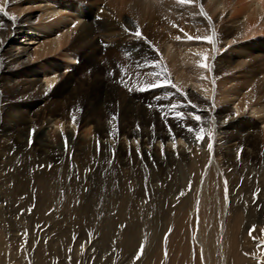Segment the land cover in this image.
Wrapping results in <instances>:
<instances>
[{
    "label": "bare ground",
    "instance_id": "bare-ground-1",
    "mask_svg": "<svg viewBox=\"0 0 264 264\" xmlns=\"http://www.w3.org/2000/svg\"><path fill=\"white\" fill-rule=\"evenodd\" d=\"M239 1L0 0L7 12L0 13V166L10 151L7 144L16 140L36 184L51 187L58 180L66 202L72 199L76 206L68 211L79 222L87 218L78 204L88 178L96 214L133 213L140 202L154 200L160 219L152 230L160 226L163 241L153 264H264V131L248 117L257 115L264 124V50L244 55L245 48L233 46L263 33L264 0H251L242 20L236 18ZM30 4L42 13L38 23L25 15ZM74 22L80 25L69 45V30L54 38ZM137 28L142 37L135 36ZM23 37L26 45H38L31 55ZM205 37H213V43ZM62 45L67 58L82 61L73 75L56 77L60 64L50 67L51 74L32 65L57 54ZM204 57L207 68L200 67ZM42 74L47 85L56 78L60 84L48 88ZM164 75L175 88L140 90ZM177 112L184 118H172ZM48 126L64 131L70 142L76 131L86 129L91 136L93 128L94 140L87 141L96 146V156L78 148L74 159L83 170L96 158L95 173L81 174L71 188L66 181L72 162L46 173L55 158H72L73 143L46 139ZM201 129L204 146L196 139ZM26 147L31 155L24 156ZM119 200L127 208L118 206ZM191 214H196L194 224ZM137 236L134 231L130 245ZM7 237L0 226V264H8Z\"/></svg>",
    "mask_w": 264,
    "mask_h": 264
},
{
    "label": "rangeland",
    "instance_id": "rangeland-1",
    "mask_svg": "<svg viewBox=\"0 0 264 264\" xmlns=\"http://www.w3.org/2000/svg\"><path fill=\"white\" fill-rule=\"evenodd\" d=\"M250 2L251 0H240L238 2L237 8L240 10V13L236 17L238 20L243 19V8ZM234 3L235 0L233 4ZM27 6L29 8L31 7L30 10ZM27 6V10L29 11H26V14H24L33 15L32 18L34 23H38L37 21L41 18L42 14L39 7L31 4ZM203 8V5L200 3L199 10L203 16L208 17ZM228 13L229 12H225L224 17H226ZM46 17L47 15L42 18L44 19ZM227 18L230 17L228 16ZM77 23L79 22H74L66 28V30L64 29L62 32L57 33L54 38L60 39L61 35L69 30V45L72 31L80 25ZM262 31L263 33L259 32L248 38L239 40L234 43L233 46L245 48L243 52L244 55H249L250 52L260 54V51L264 50V30ZM20 40H22V46L30 47V55L35 48L38 47L37 44L26 45L27 41H25L24 37L20 38ZM105 48L106 45L102 44V49L104 50ZM63 49L64 47L62 45V48L60 47L57 54L55 53V55L47 56L40 61L33 60L32 65L39 67L42 73L44 67L46 72L51 74L54 71L50 67L60 64L62 68L61 71L57 73L56 77L59 76V73H64L66 76L73 75L75 70L82 65V61L79 58L74 60L67 58L65 53L61 51ZM235 52L242 54L240 50H235ZM102 55L104 56L105 53L103 52ZM252 59L251 57L248 58L247 62H252ZM56 79L57 82H55L53 86L47 85L44 75L42 74V84L48 86V88L54 89L60 84L59 79ZM171 79L174 80V76ZM194 92L200 95L198 90L195 89ZM208 99L211 102L213 101L212 97ZM232 108L235 109V106L232 105ZM248 117H252V119L256 120L260 129L264 131V124L258 119L257 115L248 114ZM50 126H48L44 137L58 144L59 138L61 140V137L65 136L64 131H52ZM84 130L81 128V130L76 131L75 137L71 138V142L73 140V143L70 142V138H65L67 143H71L69 150H71L70 155H72V158H67L64 161H57L55 158L52 163L48 164L49 166L45 170L47 171L46 173H50L54 168L58 167L62 169L63 166L69 164V161L72 162L70 165V175L67 179L68 181H66L67 185H72L75 178L77 179L78 176H82L81 174H88L87 176H91L95 173L96 158L90 159L87 164V169L85 168L83 170L78 169L81 165L74 159L78 150L87 151L89 149L92 151V155L96 156V146L93 145V143L89 145L87 141L88 139L91 141L94 140L95 130L93 128L91 129V136L87 135ZM212 132H215V129H213ZM218 133L219 132H217V135H219ZM28 138L30 140L31 137L28 136ZM221 138H223V135H221ZM65 139L63 137V140ZM120 141L125 142L123 137H121ZM16 142V140H12L7 144V148L10 151L4 159L5 164L0 166V169H2V177L0 176V208H2L0 211V214H2L0 217V226L7 233V238L10 243L9 253L5 257L8 264H13V262L16 263L15 259L22 264H41L44 262V264H146L149 260H151L150 264H153L163 241V234H160L161 227L159 226V229L155 232L152 230L153 227L155 229L158 228V221L160 219V214H155V212H153L151 204L154 203V200L151 201L150 198H147L148 202L146 200L140 202L137 205L138 210L136 209L133 213H120L119 210L115 209L110 214H96L95 208H92L94 204L90 201L91 185L88 178L85 182L84 197L78 204V209H80L79 213L87 218L79 222L76 216L72 215L73 212L68 211L74 209L76 206L74 207L72 199L68 200L69 203L66 202L64 199L65 190L59 188L58 180H56L51 187L48 185L45 187L43 182L36 184V179L32 177V171L30 172V169L28 170L25 165L26 160L23 154H18L21 152L19 148L20 143ZM59 142H61L62 145L64 144L63 141ZM78 143H82L84 146L79 145L80 147H78ZM199 143H202L201 146H204L203 142ZM30 151L31 150L26 147L23 150L24 156L31 155ZM97 152L99 153L101 150ZM29 162H32V160L29 159ZM77 166L79 167L76 168ZM217 180L221 181L220 178H217ZM259 180L260 177L257 181ZM66 184L65 186H67ZM70 185L67 187L71 188ZM45 189L47 193L50 192L48 195L47 193L45 194ZM65 204L70 206L67 207ZM118 206L127 208L126 202L122 200L118 201ZM92 214L96 216L94 222L90 219ZM216 214H222V212ZM208 216L210 217L211 214L205 216L207 221H209ZM191 217L190 220L192 221L190 222L194 224L196 214H191ZM134 231L135 234H139V237L137 236L135 241L130 245V237ZM168 236L169 233L167 234V237ZM165 241L167 242L166 239ZM141 247H143L142 254H140ZM13 253L14 256H12ZM138 254L139 259H137ZM10 255L11 257H9ZM9 259L13 260L9 261Z\"/></svg>",
    "mask_w": 264,
    "mask_h": 264
},
{
    "label": "snow or ice",
    "instance_id": "snow-or-ice-1",
    "mask_svg": "<svg viewBox=\"0 0 264 264\" xmlns=\"http://www.w3.org/2000/svg\"><path fill=\"white\" fill-rule=\"evenodd\" d=\"M191 2H192V0H178V3L181 4V5L190 4ZM0 13H3L4 15H7V12H5V10L3 8H0ZM181 31H183V30L181 29ZM134 34L137 37H142L143 36V34L139 30V28H137V30H136V32ZM185 35H187V34H185ZM187 38L189 40L193 39V37H191V36H187ZM177 39L179 40L180 37H177ZM196 39H200V37H196ZM203 39L209 44L213 43V37H205ZM156 51H158V50H156ZM204 60H205V63H202L200 65V67L207 68L208 67V65L206 63L207 57H204ZM169 86L175 88V85L170 84L168 76L164 75L163 77H159V78L155 79L154 82L149 83L146 87L140 88V90L141 91H149V90H153V89L158 88V87H169ZM129 90H131V89H129ZM172 107L175 108L176 106L172 105ZM192 107H196V106L192 105ZM166 115H168V114L166 113ZM193 115H194V119H196L197 121H199L201 119V117L199 115H195V114H193ZM172 118L179 120V119H183L184 117H183L182 113L177 112V113H175L173 115ZM73 119L75 120V117ZM186 128H187V130L189 132H195V129H193L191 126H186ZM169 131L171 132V127L170 126H169ZM196 139L199 142H203L204 136H203V130L202 129H201L200 134H197ZM209 139H210V136H209ZM208 148L210 150L213 148V144L211 142L208 143ZM226 184H227V182H225V185ZM189 190H191V186L190 185H189ZM181 195H183V193H181ZM255 231H256V228H255V226H253L252 229L250 230V235L252 234V232H255ZM142 252H143V247H141V249H140V254H142ZM137 259H139V254L137 255Z\"/></svg>",
    "mask_w": 264,
    "mask_h": 264
}]
</instances>
